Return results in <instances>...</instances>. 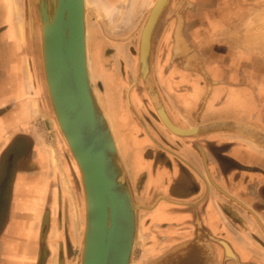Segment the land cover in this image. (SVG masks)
Segmentation results:
<instances>
[{"label":"crops","instance_id":"0c3cea01","mask_svg":"<svg viewBox=\"0 0 264 264\" xmlns=\"http://www.w3.org/2000/svg\"><path fill=\"white\" fill-rule=\"evenodd\" d=\"M261 3L170 0L156 45L152 38V72L145 82L157 74L160 90L153 86L152 93L148 85L146 93L159 130L151 125L149 138L163 147L156 151L154 142L139 140L133 129L131 157L140 165L132 173H147L145 190H158L166 200L158 198L156 207L183 206L185 214L171 223L209 236V250L191 252L197 264H264ZM26 11L31 14L27 6ZM24 14V0H0V264H77L83 227L74 207L60 202L66 188L54 183L59 172L53 158L51 167L49 148L32 136L30 157L24 156V138H32L24 115L34 111L26 99L29 83L37 102L41 93ZM161 107L178 126L196 128L194 134L174 136L157 114ZM146 147L152 148L143 156Z\"/></svg>","mask_w":264,"mask_h":264},{"label":"water","instance_id":"95a60500","mask_svg":"<svg viewBox=\"0 0 264 264\" xmlns=\"http://www.w3.org/2000/svg\"><path fill=\"white\" fill-rule=\"evenodd\" d=\"M169 2L164 0L148 36L140 37V75L147 72L150 76L152 72L153 33ZM25 5L31 11L33 53L43 86L41 95L46 98L57 127L56 146L69 164L70 176L78 182L76 196L80 212L84 213V227L77 264H131L138 232V209L114 131L90 78L84 0H25ZM48 10L53 13L52 19ZM38 27L41 43L36 33ZM157 111L173 134L181 137L194 134L196 128H181L177 132L165 122L163 108ZM58 124L70 147L64 142ZM33 145L34 140L24 146L25 157L29 158ZM73 155L80 167V178L72 166ZM7 162L9 176L13 167L11 160Z\"/></svg>","mask_w":264,"mask_h":264},{"label":"rangeland","instance_id":"374dc122","mask_svg":"<svg viewBox=\"0 0 264 264\" xmlns=\"http://www.w3.org/2000/svg\"><path fill=\"white\" fill-rule=\"evenodd\" d=\"M154 1L155 0H86V37L90 78L95 94L98 97L99 103L111 127L113 124V120H111L110 116L113 108L112 104L114 103L117 105L120 101L119 107L117 108L128 110L127 115L130 118L131 125L129 124V128L127 127V129L138 130L137 138L139 140L145 141L149 139L151 142L155 143L153 148L156 151H160V147L155 142V140H159L157 138L154 140L149 138V134L154 136L153 127L157 130H159V128L156 126V116L153 114V112H155L154 108L149 104V99L147 96L145 97V93L142 90L143 76L141 77L139 72V44L141 32ZM246 1L248 3V0H242V3ZM259 2L262 3L257 7L260 11L263 9L264 12V0H258V3ZM249 4L252 3L249 2ZM24 13L26 31L29 37V53L34 56L31 50V44L33 45L32 40L34 41L33 36H31L32 22L30 24V17L26 11L25 0ZM162 16L163 14L161 17ZM159 24L160 22L158 21L153 33L155 45L158 43L157 33ZM38 25L39 21L37 23V26ZM37 32L38 42L41 43L40 27H38V31L36 30V33ZM95 47L98 49L96 53H94ZM97 56L100 62H98ZM101 68L103 72H101ZM37 70H40L39 64ZM109 74L113 75V77L118 80L119 84L111 83ZM29 85L32 86V82H30ZM29 85L26 99L33 103L32 106L34 111L26 116L24 115V128H29L31 137L35 136L42 145L49 148L50 161L53 158L52 152L54 151L57 160L56 167L59 172L54 183H58L57 187L59 186L60 189L63 186L66 188V200L63 202L61 195L60 202L61 204L64 203L62 205H64L65 208L66 205L71 209L74 207V216L76 220L80 222L82 228L84 227L82 222L84 213L81 214L80 209H78V200L76 196L78 182L74 176H70L69 164L63 159L60 151L57 149L56 144L59 143V137L56 131L57 127L51 115V111L47 106L46 98L40 93V99L37 102L38 96L34 95L33 89L32 87L30 88ZM38 85L42 92L43 86L39 74ZM153 86L156 87L155 85ZM130 94H132L133 99L135 98L134 100H140V95L142 98H146V100L142 101V107L140 108V106H138L140 109L131 103ZM151 125H153V127H151ZM115 131H117L116 128ZM173 135L179 136L177 134ZM28 140L31 143L33 137L31 139L28 138ZM60 143L63 145L62 142ZM119 147L138 209V232L131 264H174L176 262H179L177 264H181L180 262H183V258L188 257L185 255L186 248H190L191 246L200 251L202 250L201 248L211 247V240L203 236L201 232L198 235L199 231H197L192 238H187L188 242L178 238V236L182 237V234L177 232L178 229L186 232V234H191V232H187L185 224L175 225L171 223L175 219L179 220V217L185 213L173 211L170 208H180L179 210H181L183 206L178 207L174 204L170 208L156 207L154 201L161 194H159L158 190H156L157 192L154 194L148 193L145 190L144 184L147 173L143 170L136 178L132 173L133 160L131 156L134 152L133 149L129 148L126 150L123 145ZM151 148L152 147H146L144 149L145 153L142 151L143 156L144 154L148 155ZM28 157H30V155ZM161 161L159 160L157 162V168L161 166ZM72 166L76 170L77 178H80V173L74 160H72ZM63 176H65V178H63ZM63 180H65L66 183L63 182ZM143 218L145 223H147L146 228H143V223L141 222ZM159 220H165L166 222L161 223ZM193 231L195 232V229ZM77 255L79 256V254Z\"/></svg>","mask_w":264,"mask_h":264},{"label":"bare ground","instance_id":"6f19581e","mask_svg":"<svg viewBox=\"0 0 264 264\" xmlns=\"http://www.w3.org/2000/svg\"><path fill=\"white\" fill-rule=\"evenodd\" d=\"M164 0H155L152 7H151V10H150V13L149 15L150 16V22L148 25H146L147 23V20L142 28V32H141V37L144 36H148V31L150 30V27H151V24L153 22V19L156 17L157 13L159 12L162 4H163ZM84 4H85V10H86V0H84ZM15 10L16 12L18 13V20H17V26L18 28L22 29V26H23V22H22V19H21V12H20V5L19 3L17 2L16 5H15ZM49 11V10H48ZM29 12V11H28ZM29 14V17H30V24L32 22V17H31V14L30 12L28 13ZM49 17L50 19L53 18V13H50L49 11ZM149 17V16H148ZM20 18V19H19ZM30 30H31V25H30ZM93 31V30H92ZM177 32V31H176ZM179 33V32H178ZM176 34V33H175ZM31 36H32V32H31ZM98 52V49L97 47L94 48V53ZM97 60H98V56H97ZM98 62H100V60H98ZM41 67L43 68V72H44V79L46 80V73H45V66H44V59H43V56H42V63H41ZM98 68V67H97ZM99 69V68H98ZM97 69V70H98ZM100 70V69H99ZM102 70V68H101ZM99 72V71H98ZM103 72V70L101 71ZM100 75V74H99ZM110 75V81L111 83H115V84H119L118 80H116L113 75L109 74ZM103 76V74H102ZM101 76V77H102ZM143 76V79L146 80L149 78V75L147 74V72L145 74H142L141 77ZM104 78V76H103ZM107 78V77H106ZM110 83V85H111ZM150 89H151V92L154 93V87L152 86L153 84V79L150 78V80H147L146 82ZM46 86H47V92L49 93V88H48V83L46 82ZM120 100V99H119ZM158 104V101H157V98L155 100ZM120 103V101H119ZM119 103L117 105H115L114 103L112 104L113 108H112V111L110 113V116H111V120H113V124H112V128H113V131H114V134H115V138H116V145H117V148L119 150V152L121 153V150H120V145H123L124 148L127 150L130 148L131 146V142L134 141V143L136 144V137H132V132L134 131L133 129H130V130H126L127 127H129V124L131 125L130 123V118L128 117L127 113H128V110L125 109V110H122V109H119L117 107H119ZM163 116H164V119H165V122L173 129H175L177 132L178 131H181V126H178L177 124H175L170 118L169 116H167L168 114L163 111ZM59 125V124H58ZM176 126V127H175ZM132 127L134 128V126L132 125ZM59 128H60V125H59ZM115 128L117 131H115ZM61 130V134L63 135L64 139H65V143L68 144L69 146V143H68V140L66 139L62 129L60 128ZM70 147V146H69ZM124 152V151H123ZM122 154V153H121ZM52 155H53V159H54V164L56 165V157L54 155V151L52 152ZM73 158H74V162L75 164L77 165L78 167V170L80 171V167L78 165V162L75 158V156L73 155ZM135 159H133V167H132V170L133 168L135 169L136 167H138L140 165L139 163V158L138 157H134ZM51 163V161H50ZM51 167H53L52 163H51Z\"/></svg>","mask_w":264,"mask_h":264},{"label":"flooded vegetation","instance_id":"af4514ba","mask_svg":"<svg viewBox=\"0 0 264 264\" xmlns=\"http://www.w3.org/2000/svg\"><path fill=\"white\" fill-rule=\"evenodd\" d=\"M158 50V49H157ZM156 64V63H155ZM154 64V65H155ZM155 73V72H154ZM153 85H155L156 86V88H157V91H159L160 90V85H159V80H158V77H157V74H155L154 75V80H153V84H152V86ZM136 90H138V89H136ZM142 90L144 91V93H146L147 91H148V84L145 82V80L143 79V81H142ZM138 92V91H137ZM139 93V92H138ZM140 95V94H139ZM148 95V93H146L145 94V97ZM142 98L141 97V95H140V100H134L133 98H132V94H130V101H131V103H133V105L135 106V107H137V108H139L138 106H140V108L142 107V101L143 100H146V98ZM141 101V102H140ZM139 108V109H140ZM163 108V107H162ZM160 109V108H159ZM138 110V109H137ZM164 110V109H163ZM157 114L159 115V113H158V111H157ZM159 117H160V115H159ZM160 119H161V117H160ZM138 124H139V122H138ZM160 197H162L161 199H164L163 198V196L162 195H159L156 199H155V201H154V203H156V201H157V199L158 198H160ZM165 200V199H164ZM166 201V200H165ZM168 204H170L169 202H168ZM169 208L171 207V206H169V205H167ZM171 210H173V211H179L180 212V208L179 209H173V208H170ZM163 222H166V221H163ZM162 223V222H161ZM169 223V222H168ZM196 231V230H195ZM193 233H195L194 231L192 232V234H185V235H182V237H179L178 236V238L180 239L181 238V240L182 241H186V242H188V239L187 238H192L194 235H193ZM202 235L203 236H205L206 238H208L209 239V236L205 233V232H202ZM193 248H195V247H191L190 246V248H186V252H185V255L186 256H188V257H186V258H183V262H180L181 264H197L196 263V258L193 256V259H191V252L194 250ZM207 249L209 250V248L207 247ZM189 251H190V254H187V253H189ZM182 259V258H181ZM177 263H179V262H176V263H174V264H177Z\"/></svg>","mask_w":264,"mask_h":264}]
</instances>
